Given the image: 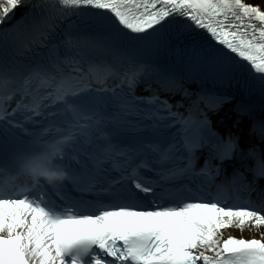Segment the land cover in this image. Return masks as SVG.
<instances>
[{"label": "snow or ice", "instance_id": "obj_1", "mask_svg": "<svg viewBox=\"0 0 264 264\" xmlns=\"http://www.w3.org/2000/svg\"><path fill=\"white\" fill-rule=\"evenodd\" d=\"M0 264H264V3L0 0Z\"/></svg>", "mask_w": 264, "mask_h": 264}, {"label": "bare ground", "instance_id": "obj_2", "mask_svg": "<svg viewBox=\"0 0 264 264\" xmlns=\"http://www.w3.org/2000/svg\"><path fill=\"white\" fill-rule=\"evenodd\" d=\"M258 1H261V2H263L264 3V0H258ZM233 234H236V235H239V233L238 232H233ZM246 235H248V236H250L251 235V233H246Z\"/></svg>", "mask_w": 264, "mask_h": 264}]
</instances>
